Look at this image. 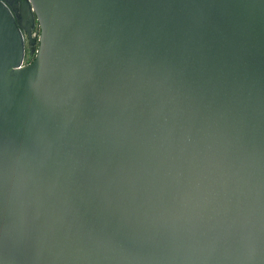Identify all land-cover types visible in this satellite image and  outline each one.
Segmentation results:
<instances>
[{"label":"water","instance_id":"95a60500","mask_svg":"<svg viewBox=\"0 0 264 264\" xmlns=\"http://www.w3.org/2000/svg\"><path fill=\"white\" fill-rule=\"evenodd\" d=\"M0 264H264V0H0Z\"/></svg>","mask_w":264,"mask_h":264},{"label":"flooded vegetation","instance_id":"af4514ba","mask_svg":"<svg viewBox=\"0 0 264 264\" xmlns=\"http://www.w3.org/2000/svg\"><path fill=\"white\" fill-rule=\"evenodd\" d=\"M39 34H40V27H39V25H38V23H36V25L34 26V28H32V39L34 38V39H37L38 38V36H39ZM26 40H28L29 41V43H27V45H26V56L28 55V54H30V55H33L34 56V59H35V54H33L32 53V51H33V46L31 45V43H30V39L28 38V36H26ZM38 41H37V43H36V47H38ZM33 59V60H34ZM32 60V61H33ZM31 61V62H32Z\"/></svg>","mask_w":264,"mask_h":264},{"label":"rangeland","instance_id":"374dc122","mask_svg":"<svg viewBox=\"0 0 264 264\" xmlns=\"http://www.w3.org/2000/svg\"><path fill=\"white\" fill-rule=\"evenodd\" d=\"M33 59H34V56L28 54V55L26 56V61H25V63L28 64V63H30Z\"/></svg>","mask_w":264,"mask_h":264}]
</instances>
